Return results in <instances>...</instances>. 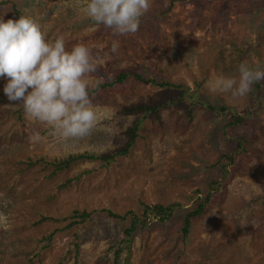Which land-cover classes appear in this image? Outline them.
I'll list each match as a JSON object with an SVG mask.
<instances>
[{
    "label": "rangeland",
    "instance_id": "1",
    "mask_svg": "<svg viewBox=\"0 0 264 264\" xmlns=\"http://www.w3.org/2000/svg\"><path fill=\"white\" fill-rule=\"evenodd\" d=\"M86 3L0 0V15H30L66 48L87 46L89 91L126 71L169 85L129 77L91 93L95 126L65 140L9 102L0 77V264H264V80L242 97L212 89L238 79L241 62L264 69V0H150L123 35L87 17ZM139 106L148 111H127ZM208 106L245 122L230 127L229 112ZM83 154L96 159L54 166ZM215 176L222 187L184 235ZM172 204L163 222L144 215Z\"/></svg>",
    "mask_w": 264,
    "mask_h": 264
},
{
    "label": "clouds",
    "instance_id": "2",
    "mask_svg": "<svg viewBox=\"0 0 264 264\" xmlns=\"http://www.w3.org/2000/svg\"><path fill=\"white\" fill-rule=\"evenodd\" d=\"M149 7L150 0H87L84 13L96 24L123 35L138 29L140 18ZM116 48L114 43L112 50ZM96 67L84 44L68 49L62 35L55 39L46 37L32 16L5 20L0 15V77L6 80L4 95L9 102L21 104L26 117L51 126L65 140L86 137L95 126L97 113L85 77ZM237 70L238 79L219 76L212 81V89L242 97L255 82L264 80V69L246 62H241Z\"/></svg>",
    "mask_w": 264,
    "mask_h": 264
},
{
    "label": "trees",
    "instance_id": "3",
    "mask_svg": "<svg viewBox=\"0 0 264 264\" xmlns=\"http://www.w3.org/2000/svg\"><path fill=\"white\" fill-rule=\"evenodd\" d=\"M129 77H131L134 81L141 82L143 84H151V85H156V86H167V85H169L163 81L158 82L156 79L152 78L151 76L142 77L140 74H138L136 72L126 71V72H119L118 74H116L115 77L111 78V80L109 82H105V83H102L98 86H95V88L92 91H89V94L95 93L98 90L101 91L103 89H106L107 87H113L116 84L123 83L124 81H127ZM168 103L172 104L173 100H168ZM164 105L165 104L154 106V108L152 107L150 110H152V111H153V109L159 110ZM208 107H209V110H211L214 115H221L222 113L229 112L231 120H232V122L229 123L230 127L231 126H242L245 122V120L241 117V115L237 114L232 108H224V107L214 108L212 106H208ZM137 109L142 111L143 113H146V111H148V109L144 106H139L136 109L131 108V109H128L127 111L128 112H135ZM132 133H133V130H132ZM121 152H125V151H121ZM235 153L236 152L234 151L230 155L227 156L229 164H231L234 161ZM235 158H236V156H235ZM91 159H96V158H95V156H90L87 154L72 155V156L67 157V160H64V161L59 162V163H55L54 166L56 169H60L62 167L65 168V167L69 166V164H71L75 161H78V160H91ZM99 159L100 160H108L111 158L106 157V158H99ZM211 168H213L212 165H211ZM220 169H221V167H220ZM221 170L223 171L224 174H228V171H227L225 166H223V168ZM221 185H222L221 180H219L216 176L214 178H210V180L207 184V187L202 194V197L200 199L196 200V207L197 208L188 212L183 219V226H182L181 231L183 232L184 235H186L189 231L190 220L193 217L198 216L202 212L204 207L209 205L210 197L213 196V191L215 189H218L219 187H222ZM174 207H179V205L178 204H172V205H168L165 207L162 205L145 206L144 215L151 214L153 217L158 218L160 222H163L172 216V214L174 212ZM84 214L85 213L83 212V213L79 214V216L82 217ZM134 225L131 226V228H130L131 230L135 228Z\"/></svg>",
    "mask_w": 264,
    "mask_h": 264
}]
</instances>
